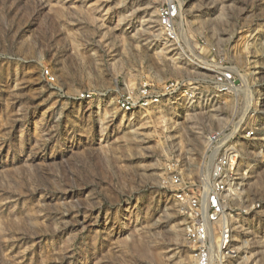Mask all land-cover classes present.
Segmentation results:
<instances>
[{
	"label": "rangeland",
	"instance_id": "374dc122",
	"mask_svg": "<svg viewBox=\"0 0 264 264\" xmlns=\"http://www.w3.org/2000/svg\"><path fill=\"white\" fill-rule=\"evenodd\" d=\"M166 1L0 0V264H193L171 178L209 191L225 146L231 204L250 211L232 264H264V0H177L182 49L161 31ZM221 69L230 92L210 81ZM176 78L195 102L118 103Z\"/></svg>",
	"mask_w": 264,
	"mask_h": 264
},
{
	"label": "built area",
	"instance_id": "2783aa9c",
	"mask_svg": "<svg viewBox=\"0 0 264 264\" xmlns=\"http://www.w3.org/2000/svg\"><path fill=\"white\" fill-rule=\"evenodd\" d=\"M180 8L179 1L168 0L159 7L158 11L163 36L176 49L183 48L176 25ZM210 81H213L215 85L213 88L216 91L230 92L234 89L235 73L231 69H221ZM193 85L194 83L183 78H176L156 88L151 81L146 80L137 90L136 88L125 90L118 103L126 112L146 109L171 98H181L187 103H193L198 97L197 87L195 90ZM80 97L89 98L92 94L82 92ZM254 135V129L246 132L247 138H252ZM223 136L222 132H214L209 136L208 141L216 145ZM239 157L233 146L220 147L213 161L209 191L203 189L200 194L194 191L197 184H192L181 174H174L171 178L176 188L175 197L180 204L181 212L195 219L185 232L186 239L193 244V264H232L240 256L234 239L235 220L250 211L231 204L232 196L238 191L237 186L240 187L237 183L240 179L237 171ZM255 205L253 203L251 209L256 210Z\"/></svg>",
	"mask_w": 264,
	"mask_h": 264
},
{
	"label": "bare ground",
	"instance_id": "6f19581e",
	"mask_svg": "<svg viewBox=\"0 0 264 264\" xmlns=\"http://www.w3.org/2000/svg\"><path fill=\"white\" fill-rule=\"evenodd\" d=\"M182 7H183V6H181L180 11H181ZM161 31H162V29H161ZM209 184H210V183H209Z\"/></svg>",
	"mask_w": 264,
	"mask_h": 264
}]
</instances>
